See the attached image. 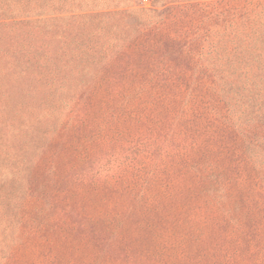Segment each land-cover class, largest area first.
Instances as JSON below:
<instances>
[{
  "label": "rangeland",
  "instance_id": "rangeland-1",
  "mask_svg": "<svg viewBox=\"0 0 264 264\" xmlns=\"http://www.w3.org/2000/svg\"><path fill=\"white\" fill-rule=\"evenodd\" d=\"M262 3L58 0L52 27L0 23L44 74L10 85L41 145L2 264H264V122L237 123L220 81L263 72L238 44Z\"/></svg>",
  "mask_w": 264,
  "mask_h": 264
},
{
  "label": "trees",
  "instance_id": "trees-1",
  "mask_svg": "<svg viewBox=\"0 0 264 264\" xmlns=\"http://www.w3.org/2000/svg\"><path fill=\"white\" fill-rule=\"evenodd\" d=\"M57 1L0 0V23H25L35 28L52 27L61 15L56 8ZM162 1L166 3V0ZM70 7L77 8L74 4ZM262 8L256 12L252 19L253 25L245 37H241V43H238L243 45L242 43L246 42L248 46L252 44L256 52L253 60L258 61L259 58H264V3H262ZM133 11L136 12V10ZM71 12H73L72 9ZM71 12L66 10V14L63 13V15L69 16ZM240 33L238 31L236 36ZM233 39L239 40L237 37ZM25 43L30 44L27 41L16 42L10 35L7 38L5 35L0 36V264L8 254L7 243L10 235L7 231L14 223L13 215H10L9 210L11 201L14 199L11 193L12 186L22 185V183L26 185L27 167L30 166L34 155L27 154L30 141L35 146V152L41 145V142L34 139L37 136L35 131L26 130V122H30L31 117L39 121V111L24 99L26 89L21 90L20 99L17 102L14 101L17 95L11 93L10 90V85L18 83L28 73H33L37 82L44 78L41 70L30 72L33 60L37 67L40 65V48ZM111 46L106 48L105 54ZM262 69L261 74L249 78H234L233 80L222 78L220 80L229 113L237 123L264 122V60ZM227 85L235 86V88L227 91L225 90ZM29 134H33V138L24 140L28 139L26 136Z\"/></svg>",
  "mask_w": 264,
  "mask_h": 264
}]
</instances>
